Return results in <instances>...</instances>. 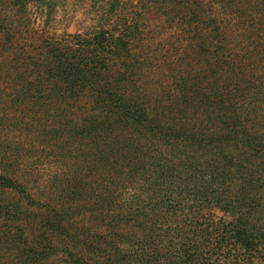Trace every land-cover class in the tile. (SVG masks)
I'll list each match as a JSON object with an SVG mask.
<instances>
[{"label": "trees", "instance_id": "1", "mask_svg": "<svg viewBox=\"0 0 264 264\" xmlns=\"http://www.w3.org/2000/svg\"><path fill=\"white\" fill-rule=\"evenodd\" d=\"M0 264H264V0H0Z\"/></svg>", "mask_w": 264, "mask_h": 264}, {"label": "rangeland", "instance_id": "2", "mask_svg": "<svg viewBox=\"0 0 264 264\" xmlns=\"http://www.w3.org/2000/svg\"><path fill=\"white\" fill-rule=\"evenodd\" d=\"M69 31H70V32H72V31H73V29H72V26L70 27Z\"/></svg>", "mask_w": 264, "mask_h": 264}]
</instances>
